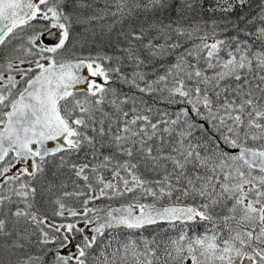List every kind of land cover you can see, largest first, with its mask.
I'll return each instance as SVG.
<instances>
[{
	"label": "snow or ice",
	"instance_id": "obj_1",
	"mask_svg": "<svg viewBox=\"0 0 264 264\" xmlns=\"http://www.w3.org/2000/svg\"><path fill=\"white\" fill-rule=\"evenodd\" d=\"M0 264H264V0H0Z\"/></svg>",
	"mask_w": 264,
	"mask_h": 264
}]
</instances>
